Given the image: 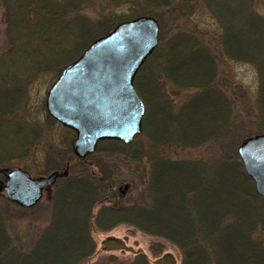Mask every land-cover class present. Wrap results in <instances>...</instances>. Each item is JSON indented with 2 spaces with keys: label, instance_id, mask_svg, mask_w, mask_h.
I'll use <instances>...</instances> for the list:
<instances>
[{
  "label": "trees",
  "instance_id": "1",
  "mask_svg": "<svg viewBox=\"0 0 264 264\" xmlns=\"http://www.w3.org/2000/svg\"><path fill=\"white\" fill-rule=\"evenodd\" d=\"M256 1L0 0L11 44L0 60L17 45L32 67L56 76L122 21L148 15L160 25L159 43L134 78L145 103L142 134L128 144L101 141L90 156L97 172L81 160L68 164L75 133L67 128L68 139L57 143L64 152L46 170L68 168L53 185L48 223L25 251L0 214V264H85L96 251L91 230L121 223L173 244L180 264H264V197L237 151L246 135L264 133V13ZM201 11L214 26L190 23ZM228 61L257 69L255 106L229 78ZM102 151L111 167L95 160ZM119 163L124 171L114 178ZM123 177L124 196L117 190ZM159 239L149 246L154 255Z\"/></svg>",
  "mask_w": 264,
  "mask_h": 264
},
{
  "label": "water",
  "instance_id": "2",
  "mask_svg": "<svg viewBox=\"0 0 264 264\" xmlns=\"http://www.w3.org/2000/svg\"><path fill=\"white\" fill-rule=\"evenodd\" d=\"M160 26L153 16L142 15L117 24L94 39L83 52L68 62L51 84L47 96L48 113L75 131L73 151L79 158L95 152L102 140L130 143L142 132L145 103L134 85V77L159 43ZM238 153L258 194L264 197V133L244 138ZM67 170H56L39 179L20 167L10 168L0 179V194L23 206L36 205ZM127 185L121 187L125 192ZM107 250L140 252L117 236L103 241ZM154 264H178L165 252Z\"/></svg>",
  "mask_w": 264,
  "mask_h": 264
},
{
  "label": "rangeland",
  "instance_id": "3",
  "mask_svg": "<svg viewBox=\"0 0 264 264\" xmlns=\"http://www.w3.org/2000/svg\"><path fill=\"white\" fill-rule=\"evenodd\" d=\"M256 6L261 13H264V0H257ZM190 23L202 28L208 25L214 26L215 21L206 12L201 11L192 18ZM190 25H187V27ZM10 46L0 9V55L6 53ZM24 46L26 47V43H24ZM13 50L15 53L12 56L0 60V110L5 111L2 116L0 114V158L5 159L7 162L0 165V175L3 177L8 168L20 167L25 169L33 178L39 179L47 176L52 171H62L57 168L48 172L46 170L56 166L54 159L59 152H64L63 147L60 148L57 143L66 141L69 134L66 131L67 127L53 120L46 108L47 92L54 82L56 74L51 72L42 73L32 67L33 63L30 64V61L25 60L21 48L19 50L17 45ZM32 51H29L31 58H33ZM17 54H20V57L22 56L24 60H16ZM226 67L229 78L242 86L247 93L249 104L255 106L259 86V75L255 66L247 62L228 61ZM175 87L172 83L167 84V88L172 92L175 91ZM253 112L257 113V111ZM255 134H258V132ZM248 136L250 135H246L244 138ZM244 138L238 142L237 148ZM74 139L75 135L71 139L72 148ZM228 144H230V140ZM229 148L232 147L229 146ZM102 149L105 148L102 147ZM93 153H96V151ZM93 153L84 158H79L73 151L71 157L73 156L74 159L68 164L71 165L75 162L79 165L80 160L92 164L94 159L90 156ZM104 153V151L99 152L95 156V160L106 161L109 167L111 162L102 158V156H105ZM193 154V151L188 153V155ZM117 165L112 167L115 172L114 178L122 176L121 174L124 171V165L120 163L119 166ZM92 167L98 172L95 165ZM125 178L123 177L125 181L117 185V190L123 196L128 192V188L124 193L120 191L121 187L128 183ZM52 189L53 186L44 190L42 198L32 207H22L9 200H3L6 197L1 195L0 214L4 220V227L10 236L20 237L19 245L25 251L35 241L37 231L48 223L50 217L48 202L52 198ZM91 235L95 241L96 251L90 257L89 264H154L153 260L165 252L172 253L177 262L181 259L178 248L173 244L148 235L130 224L121 223L108 230L93 229ZM109 235L125 239L127 244L133 246L136 250L141 248L146 254L147 262L145 263L142 260L143 258L136 255L135 252L102 249L101 242ZM157 239L161 240L163 248L159 255H154L149 246L152 241ZM138 257L141 258L140 261H137ZM85 264L87 263L85 262Z\"/></svg>",
  "mask_w": 264,
  "mask_h": 264
},
{
  "label": "flooded vegetation",
  "instance_id": "4",
  "mask_svg": "<svg viewBox=\"0 0 264 264\" xmlns=\"http://www.w3.org/2000/svg\"><path fill=\"white\" fill-rule=\"evenodd\" d=\"M0 178H4V176L3 177H0ZM103 241L101 242V246H102V249H104V246H103ZM96 248V247H95ZM123 251V250H122ZM89 262H90V257H87V259H86V263L87 264H89Z\"/></svg>",
  "mask_w": 264,
  "mask_h": 264
}]
</instances>
